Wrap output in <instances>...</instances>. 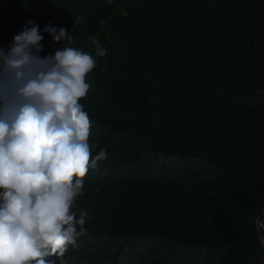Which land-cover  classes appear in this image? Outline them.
I'll use <instances>...</instances> for the list:
<instances>
[{
  "label": "trees",
  "instance_id": "1",
  "mask_svg": "<svg viewBox=\"0 0 264 264\" xmlns=\"http://www.w3.org/2000/svg\"><path fill=\"white\" fill-rule=\"evenodd\" d=\"M264 0H0V264H264Z\"/></svg>",
  "mask_w": 264,
  "mask_h": 264
},
{
  "label": "water",
  "instance_id": "2",
  "mask_svg": "<svg viewBox=\"0 0 264 264\" xmlns=\"http://www.w3.org/2000/svg\"><path fill=\"white\" fill-rule=\"evenodd\" d=\"M256 233L260 242L264 245V207L255 221Z\"/></svg>",
  "mask_w": 264,
  "mask_h": 264
}]
</instances>
